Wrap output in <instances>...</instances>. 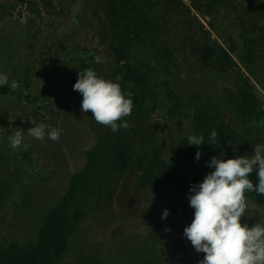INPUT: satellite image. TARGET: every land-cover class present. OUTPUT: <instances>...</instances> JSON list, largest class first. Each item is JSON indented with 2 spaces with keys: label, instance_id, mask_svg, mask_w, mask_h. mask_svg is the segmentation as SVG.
Instances as JSON below:
<instances>
[{
  "label": "rangeland",
  "instance_id": "1",
  "mask_svg": "<svg viewBox=\"0 0 264 264\" xmlns=\"http://www.w3.org/2000/svg\"><path fill=\"white\" fill-rule=\"evenodd\" d=\"M46 1L49 7L40 0H0V73L21 84L17 91L0 87V250L36 242L46 213L60 203L70 177L84 168L85 153L104 136L103 125L90 111L82 112L83 97L74 90L83 65L104 79L114 66L104 0ZM197 1L203 4L200 11L190 7L189 13L151 0L143 8L149 28L132 48V64L146 82L148 115L129 121L123 131L146 163L161 162L157 169L192 135L202 110L217 113L218 123L243 141L241 146L231 141L217 156L251 155L253 145L264 143V107L249 126L235 120L231 102L248 79L244 70H220L219 52L208 68L200 61L204 45L216 42L230 52L254 38L261 42L257 51L264 61V9L259 6L264 0H226L210 8L204 4L212 0ZM184 3L189 7V0ZM256 78L264 86L262 61ZM248 83L264 103L263 87L251 78ZM33 120L62 128L60 139L29 136ZM18 129L24 142L12 149L8 138ZM138 176L134 166L122 179L96 171L82 183L71 212L85 217L68 240V253L55 264H199L204 253L184 235L194 217L189 198L174 202L140 189ZM246 203L241 221L264 225V208Z\"/></svg>",
  "mask_w": 264,
  "mask_h": 264
},
{
  "label": "trees",
  "instance_id": "2",
  "mask_svg": "<svg viewBox=\"0 0 264 264\" xmlns=\"http://www.w3.org/2000/svg\"><path fill=\"white\" fill-rule=\"evenodd\" d=\"M40 1L49 7L46 0ZM150 1L104 0L103 13L112 33L110 50L114 62L109 79L117 82L116 76L119 74L122 79L118 83L126 93L132 94V114L123 118L127 122L144 120L148 115L144 96L146 82L140 70L132 64V48L149 28L143 8ZM164 1L176 8H185L189 13L191 12L190 7L199 12L203 5L197 0H189V7L186 6L184 0ZM224 1L226 0H212L204 4V7L222 5ZM259 6L264 9L262 5ZM260 43V40L256 38L246 39L242 42L240 49L235 46L229 52L214 42L215 46L201 47L200 61L204 67L208 68L211 66L214 54L219 52L217 66L220 70L241 67L248 79L251 78L262 86L256 78L258 65L261 61L264 62L257 51ZM231 53L235 58L231 56ZM83 68L90 67L83 65ZM248 79L243 80L237 96L231 102L235 120L243 127L256 121L264 107V103L253 92ZM262 87L264 89V86ZM168 99L178 106L179 102L175 101L174 95L170 94ZM213 130L217 132V137L215 143L210 144L209 137ZM103 131L104 136L85 153L86 161L82 171L70 177L67 190L60 203L46 213L36 242L28 247L11 244L6 249L0 250V264H55L62 260L68 253L70 236L76 232L77 225L85 217L82 212H71L75 196L82 183L96 171H100L103 176L115 175L122 179L135 166L139 172L138 186L140 189L150 190L174 202H179L185 197L189 198L192 185L202 182L204 177L213 171L207 166L213 156H217L231 141L236 146L243 145L240 135L234 134L230 126L224 127L218 123L217 113L210 109L202 110L193 123L192 135H203L205 144L189 145L186 140L180 149L171 153L169 161L162 163L158 169L156 167L161 162L154 158L152 163H146L127 140L123 128L114 133L110 127L103 126ZM197 151L202 153L199 160L196 159ZM250 179L254 184L258 182L255 172L251 174ZM98 182L102 185L101 179ZM245 196L252 204L264 208V196L257 195L255 192H246Z\"/></svg>",
  "mask_w": 264,
  "mask_h": 264
},
{
  "label": "clouds",
  "instance_id": "3",
  "mask_svg": "<svg viewBox=\"0 0 264 264\" xmlns=\"http://www.w3.org/2000/svg\"><path fill=\"white\" fill-rule=\"evenodd\" d=\"M121 79L119 74L117 82L104 79L93 69L86 68L79 72L74 84V90L83 97L82 112L90 111L98 124L110 127L114 133L120 128H129L123 118L130 116L133 109L132 94L122 89L118 83ZM2 86H9L12 91L21 88L15 79L9 83L7 73H0ZM31 123L35 126L28 129L29 136L41 141L46 135L52 141L60 139L62 128L37 124L35 120ZM216 137L217 132L213 130L209 143H215ZM8 140L12 149L20 147L24 142L23 130L18 129ZM187 140L189 145L205 144L203 135H189ZM253 149V154L235 158L225 159L223 153L213 156L207 165L213 171L202 182L190 187L189 202L194 217L184 228V235L198 253H204L199 264H264V225L249 226L241 222L247 207L245 193L264 196V143L253 145ZM201 155L197 151L196 159L199 160ZM253 172L258 178L255 184L250 179ZM168 215L169 211L165 209L162 218L166 219Z\"/></svg>",
  "mask_w": 264,
  "mask_h": 264
}]
</instances>
